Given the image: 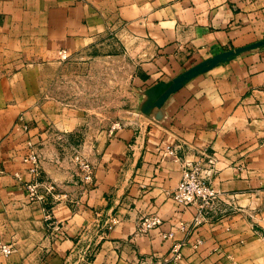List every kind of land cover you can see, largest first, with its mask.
<instances>
[{
	"label": "crops",
	"instance_id": "obj_1",
	"mask_svg": "<svg viewBox=\"0 0 264 264\" xmlns=\"http://www.w3.org/2000/svg\"><path fill=\"white\" fill-rule=\"evenodd\" d=\"M35 1L0 0V240L14 248L0 264H263L264 0ZM117 19L120 50L138 54L134 104L97 136L86 185L51 139L93 113L60 93L62 70L111 44ZM29 143L53 187L42 200L23 187ZM204 154L219 200L195 221L172 196ZM151 215L161 225L140 232Z\"/></svg>",
	"mask_w": 264,
	"mask_h": 264
},
{
	"label": "rangeland",
	"instance_id": "obj_2",
	"mask_svg": "<svg viewBox=\"0 0 264 264\" xmlns=\"http://www.w3.org/2000/svg\"><path fill=\"white\" fill-rule=\"evenodd\" d=\"M43 1L48 3V9H54L56 4L54 0ZM35 3V0H26L25 7L27 10H33L36 8ZM20 6L21 3H14V10H20ZM16 21L19 23L22 20L16 19ZM37 21L40 20H33V22ZM110 22L113 23L111 30L114 33L111 34V44L80 52L76 59L65 67V61H61L64 76L60 93L75 91L77 98L72 101L78 107L86 105L91 106L93 110L91 115L82 116L83 119L86 118V123L80 126V129L68 133L59 130L51 133L53 135L51 139L56 141V147L60 150L62 163L73 164L79 172L81 171L79 161H88L95 154L97 136L104 132L108 124L113 123L109 126L111 131L123 126V120L116 121L118 118L115 115L116 105L120 103V107L130 109L134 104L133 77L138 70L135 61L138 54L120 50V21L117 19ZM255 228L257 229L258 226L256 225Z\"/></svg>",
	"mask_w": 264,
	"mask_h": 264
},
{
	"label": "built area",
	"instance_id": "obj_3",
	"mask_svg": "<svg viewBox=\"0 0 264 264\" xmlns=\"http://www.w3.org/2000/svg\"><path fill=\"white\" fill-rule=\"evenodd\" d=\"M69 57L70 54L67 50L61 49L58 51V59L60 61H66ZM28 148L29 151L23 158V162L27 165L26 173L29 176V180L23 183V187L31 200H42L43 196L40 190L43 189L47 193H51L53 187L41 181L39 156L31 143L28 144ZM168 153L172 154L173 151L169 149ZM204 157L205 160L187 161L183 164L181 180L172 196L179 207L184 209L195 207L197 209L195 221H198V218L207 211L213 210L219 200V192L212 187L210 182L214 158L207 154H204ZM79 168L81 170L80 181L86 185L92 184V164L87 160H81L79 161ZM17 178L21 180L19 175ZM161 223L162 219L158 216H145L141 219L139 230L146 233L158 227ZM182 229L184 228L182 227ZM165 237L171 238L172 234H168ZM181 247L182 243H175L171 247L169 259L171 262H177L181 259ZM13 251L12 245L3 243L0 240V255L6 256Z\"/></svg>",
	"mask_w": 264,
	"mask_h": 264
}]
</instances>
